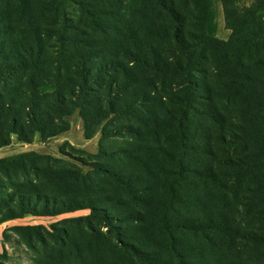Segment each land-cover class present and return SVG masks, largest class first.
Listing matches in <instances>:
<instances>
[{
  "label": "trees",
  "instance_id": "trees-1",
  "mask_svg": "<svg viewBox=\"0 0 264 264\" xmlns=\"http://www.w3.org/2000/svg\"><path fill=\"white\" fill-rule=\"evenodd\" d=\"M1 1L25 28L0 19V147L13 134L24 142L56 136L78 110L87 137L101 129V154L130 166L97 168L121 190L109 196L86 175L53 169L50 155L0 158L7 177H27L0 197V225L88 208L87 220L116 229L132 209L116 218L109 212L127 210V193L150 206L175 256L147 264H264V255L250 253L252 246L264 254V0H222L227 41L212 31L207 0ZM117 136L126 144L113 145ZM104 139H112L110 150ZM154 179L162 200L134 186L147 183L152 195ZM50 181L66 188L58 199L41 188ZM104 199L110 204L102 208ZM178 208L187 217L172 221ZM11 229L46 243L40 225ZM63 252L58 263L39 264L84 257L75 242Z\"/></svg>",
  "mask_w": 264,
  "mask_h": 264
},
{
  "label": "rangeland",
  "instance_id": "rangeland-1",
  "mask_svg": "<svg viewBox=\"0 0 264 264\" xmlns=\"http://www.w3.org/2000/svg\"><path fill=\"white\" fill-rule=\"evenodd\" d=\"M207 1L214 12L213 33L218 39L229 40L232 31L225 24L222 0ZM251 2L252 0H239L240 5H250ZM11 9L12 6L1 1L0 19L2 23L4 26H7V23L11 19L10 22H12V25H15L14 28L16 30H23L25 28L24 19L19 21L18 19L20 18L17 17L15 12L11 13ZM1 85L2 83L0 82ZM69 121L70 126L67 130L46 140H43L40 133H36L32 141L24 142L16 134H13L11 142L0 147V158L28 151L50 155L52 158H55V160L50 161L53 169L69 168L76 175H86L90 184H98L99 187L106 190L102 195L120 194L121 190L117 189L115 181L105 173L98 172L97 168H107L110 165L116 168L117 166L129 168L128 160L118 155L113 158L102 155L100 147V140L102 138L101 129L97 130L91 137H87L84 132V122L78 110H75L70 115ZM108 122L110 126L113 123L112 121ZM113 138L116 140L113 143L115 146L126 144L124 143L125 139L121 136ZM103 143L110 150L112 139H104ZM42 166L46 168V160ZM130 170L137 175L141 173V171L132 167ZM29 177L32 179L37 178L32 173V170L29 173ZM15 178L27 177L23 176L22 173L17 176L14 172L11 173L10 177H7L5 173L0 171V183L3 186L0 187V197L6 193V190H12L11 184L15 181ZM40 185L47 192V195L54 196L57 199L60 197L58 195L63 194L64 190H66L62 183L56 184L50 181L47 183L42 182ZM146 185L147 183L141 181H138L134 185L141 197L149 199L150 196H153L154 199H156L155 197L163 199L162 189L160 191V188L157 187L156 179L151 181L152 195L149 191L145 190ZM125 196L131 201L127 210L109 212V214H113L116 218L124 216L129 209H132L127 213L128 219L124 218V220H120L122 222H116V229L110 230L103 223L95 219L87 220L86 217L91 213L88 208L58 215L27 214L23 217L12 219L5 227L3 225L0 227L1 262L4 264H39L42 261L58 263L56 258L59 256V251L64 250L63 253H67L71 250L74 242L80 248L82 247L84 257L77 258L71 255L66 260L67 264H147L145 262L146 258H155L157 256H162L174 262L175 256L170 250L171 242L166 233L161 230L158 223L159 219H156L153 212L149 211L151 210L150 206L144 207L143 205L142 207L139 199L133 200L127 193H125ZM108 204H110L109 201L105 199L99 203L102 208H105ZM186 213L182 208H178L175 211H171V219L172 221L184 219V217H187ZM16 225L42 226L43 229L41 231L46 238V243L41 241L40 235L35 232L32 235L33 237H31L32 240H30V236L23 231L11 229ZM5 234L7 235L6 237ZM53 234L55 235L53 236ZM66 236L68 237L66 238ZM180 237L186 241V235L182 234ZM60 238L61 240L62 238L65 240L61 241ZM4 251L7 252V259L1 258V254ZM250 253L256 256L260 254H262L261 256L264 255L263 252L253 250L252 246Z\"/></svg>",
  "mask_w": 264,
  "mask_h": 264
},
{
  "label": "crops",
  "instance_id": "crops-1",
  "mask_svg": "<svg viewBox=\"0 0 264 264\" xmlns=\"http://www.w3.org/2000/svg\"><path fill=\"white\" fill-rule=\"evenodd\" d=\"M10 221H12V220L6 221V222L2 223L1 225H3V227H5L7 223H10ZM1 225H0V227H1Z\"/></svg>",
  "mask_w": 264,
  "mask_h": 264
}]
</instances>
